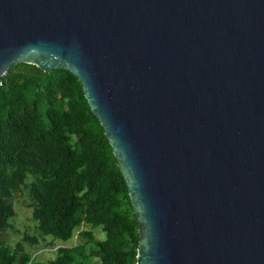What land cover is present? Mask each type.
<instances>
[{"label":"water","instance_id":"obj_1","mask_svg":"<svg viewBox=\"0 0 264 264\" xmlns=\"http://www.w3.org/2000/svg\"><path fill=\"white\" fill-rule=\"evenodd\" d=\"M80 82L135 264H264V0H0V77Z\"/></svg>","mask_w":264,"mask_h":264},{"label":"trees","instance_id":"obj_2","mask_svg":"<svg viewBox=\"0 0 264 264\" xmlns=\"http://www.w3.org/2000/svg\"><path fill=\"white\" fill-rule=\"evenodd\" d=\"M24 191L38 235L65 243L37 261L20 243L2 239ZM23 241L36 244L35 237ZM137 223L104 131L79 80L68 70L44 72L17 63L0 77V264H135Z\"/></svg>","mask_w":264,"mask_h":264},{"label":"rangeland","instance_id":"obj_3","mask_svg":"<svg viewBox=\"0 0 264 264\" xmlns=\"http://www.w3.org/2000/svg\"><path fill=\"white\" fill-rule=\"evenodd\" d=\"M28 199L24 191L18 193L13 199L14 216L9 221V227L6 228L2 233V239L7 245L14 247L17 243H20L24 251L31 254L32 257L36 258L37 261L45 262L55 257L54 250L58 246H71L76 243L77 240L83 238L84 230H91L94 238L103 239L104 233L99 228H91L87 225L81 226L74 232L71 239L65 243L59 241H53V245H47L50 243V238L44 237L42 239L36 229L35 224L31 220V208L28 206ZM28 235L35 237L37 240L36 244H31L29 241H23V237Z\"/></svg>","mask_w":264,"mask_h":264}]
</instances>
